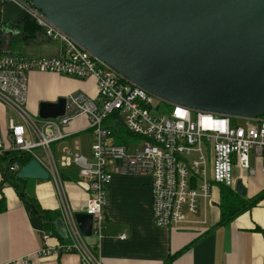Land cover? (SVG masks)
Listing matches in <instances>:
<instances>
[{
    "label": "built area",
    "instance_id": "built-area-1",
    "mask_svg": "<svg viewBox=\"0 0 264 264\" xmlns=\"http://www.w3.org/2000/svg\"><path fill=\"white\" fill-rule=\"evenodd\" d=\"M14 1L61 47L58 56L29 58L5 52L0 43V102L19 119L8 120V137L0 135V154L15 151L33 156L37 147L46 151L47 170L61 198L62 218L68 231L67 241L54 244L49 243L51 234L44 231L41 246L35 251L39 258L75 253L80 264H102L97 251L104 230L106 187L116 174L148 177L152 224L171 229L198 222L186 214L197 213L200 202L209 200L214 185L234 189L237 179L245 186L247 177L264 176V115L226 116L163 103L52 27L30 1ZM29 71L76 79L93 77L96 96L67 94L64 114L41 120L39 128L25 109ZM82 115L88 118L90 155L64 148L60 163L76 166L78 183L88 193L84 213L91 216L92 244L84 240L64 200L59 170L50 152L52 142L68 135L62 128ZM118 124L139 137L141 144L134 147L128 141L115 143L112 129ZM27 134L34 138H27ZM20 166L13 162L9 171L17 173ZM7 264L32 263L28 256H22Z\"/></svg>",
    "mask_w": 264,
    "mask_h": 264
},
{
    "label": "water",
    "instance_id": "water-1",
    "mask_svg": "<svg viewBox=\"0 0 264 264\" xmlns=\"http://www.w3.org/2000/svg\"><path fill=\"white\" fill-rule=\"evenodd\" d=\"M28 1L52 27L163 103L264 115V0ZM26 17L14 0H0V23L8 31ZM65 106L64 96L41 101L37 116L54 119ZM16 176L47 180L50 173L32 158ZM233 190L245 195L241 179ZM73 217L89 236L91 216Z\"/></svg>",
    "mask_w": 264,
    "mask_h": 264
},
{
    "label": "crops",
    "instance_id": "crops-1",
    "mask_svg": "<svg viewBox=\"0 0 264 264\" xmlns=\"http://www.w3.org/2000/svg\"><path fill=\"white\" fill-rule=\"evenodd\" d=\"M16 31L1 40L5 52L29 58L60 55L59 42L46 36L40 27L27 37ZM69 93L94 98L96 81L93 77L76 79L56 73L29 71L25 109L37 119L41 101H55L57 97H65ZM9 119L19 122L14 112L0 102V135L4 138L8 137ZM36 119L34 122L40 128L42 123ZM63 131L68 135L52 142L50 152L59 170L64 200L74 215L84 213L88 193L78 183L76 166H62L60 161L64 148L90 155L88 118L82 115L71 120ZM26 137L34 138L29 134ZM33 153V158L47 169L46 151L37 147ZM27 184L30 187L27 191L35 196L39 206L58 211L63 221L62 201L52 178L29 179ZM149 187V178L145 176L116 174L111 178L106 187L104 230L97 251L102 264H264V197L230 222L216 226L221 187L214 185L209 200L200 202L195 215L187 216L198 222L184 223L180 228L171 229L152 224ZM262 189L263 175H255L252 180L247 177L246 193L242 197L248 199ZM0 197L5 202V209L0 212V264L22 256H28L32 264H80L75 253L46 258L35 254L41 246L43 221L38 215L30 213V206L23 203L15 189L3 181L1 170ZM122 234L125 237L120 239ZM67 237L65 222H58L57 236L51 235L49 243L67 241ZM84 240L89 244L94 242L91 235L84 236Z\"/></svg>",
    "mask_w": 264,
    "mask_h": 264
},
{
    "label": "trees",
    "instance_id": "trees-1",
    "mask_svg": "<svg viewBox=\"0 0 264 264\" xmlns=\"http://www.w3.org/2000/svg\"><path fill=\"white\" fill-rule=\"evenodd\" d=\"M16 27L18 28V31L22 32L26 37L32 35L34 31L39 28L34 20L30 17H26V19ZM0 36H2L1 28ZM1 39L3 40L4 38ZM7 44H9V42H7ZM120 129L121 128L118 125L112 129L114 137L113 141L118 144L124 143L128 138V132L126 131L122 135L119 134ZM32 158L33 156L28 152H2L0 154V170L2 173V178L3 181L7 182L15 189L22 202L30 206V213L38 215L42 219L44 231L49 232L51 235L55 234L57 236L55 221L60 217V213L54 210L42 209L37 203L35 196L31 192L29 193L27 191L30 189L29 185L27 184L29 179H20L16 176L17 173L9 171V166L13 162L24 165ZM220 187L219 220L217 221L216 226L225 225L226 223L230 222L240 212H243L254 206L264 197V189L256 193L254 196L245 199L242 196L236 194L232 188L225 186ZM4 209L5 202L3 198L0 197V212Z\"/></svg>",
    "mask_w": 264,
    "mask_h": 264
},
{
    "label": "rangeland",
    "instance_id": "rangeland-1",
    "mask_svg": "<svg viewBox=\"0 0 264 264\" xmlns=\"http://www.w3.org/2000/svg\"><path fill=\"white\" fill-rule=\"evenodd\" d=\"M5 33V32H4ZM3 37H5V34H3L2 36H0V43H1V38H3ZM2 45V44H1ZM2 47H3V45H2ZM1 48V47H0ZM5 48V47H4ZM1 49H3V48H1ZM154 101V104L155 105H158L159 104V101H157V100H153ZM153 114H157L156 112H153ZM32 118H34V119H36L35 117H32ZM36 120H39V121H41V119H39V118H37ZM118 126H120V135H122V134H124L125 133V131L126 132H128L127 131V129L122 125V124H118ZM62 130H63V128H62ZM126 141H128V142H131V144H133V146L135 147V146H137L138 144H141V142H142V140L139 138V137H137V136H134V135H132V134H130L129 132H128V138L126 139ZM133 149V148H132ZM131 149V150H132ZM258 175V174H257ZM255 176H251V177H249L251 180H252V178H254ZM190 217V215L189 214H186V217Z\"/></svg>",
    "mask_w": 264,
    "mask_h": 264
},
{
    "label": "flooded vegetation",
    "instance_id": "flooded-vegetation-1",
    "mask_svg": "<svg viewBox=\"0 0 264 264\" xmlns=\"http://www.w3.org/2000/svg\"><path fill=\"white\" fill-rule=\"evenodd\" d=\"M6 26H7V25H4V24H1V23H0L1 34L4 33V31H8V29H7ZM8 28H10V27H8ZM12 28H13L14 30H13ZM10 29H12V30H10V31L7 32L8 35L13 34V32H14L15 30H17L16 32H18V28H17L16 26H14V27L11 26ZM2 30H4V31H2ZM4 34H5V33H4ZM5 35H6V34H5Z\"/></svg>",
    "mask_w": 264,
    "mask_h": 264
}]
</instances>
